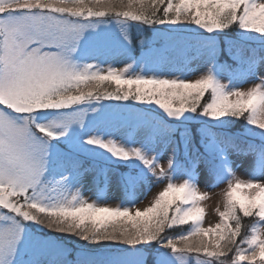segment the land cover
<instances>
[{
	"label": "snow or ice",
	"instance_id": "1",
	"mask_svg": "<svg viewBox=\"0 0 264 264\" xmlns=\"http://www.w3.org/2000/svg\"><path fill=\"white\" fill-rule=\"evenodd\" d=\"M130 100L146 107L101 103ZM88 173L128 199L89 202ZM65 236L104 247L69 261ZM149 257L264 264V0H0V264Z\"/></svg>",
	"mask_w": 264,
	"mask_h": 264
},
{
	"label": "rangeland",
	"instance_id": "2",
	"mask_svg": "<svg viewBox=\"0 0 264 264\" xmlns=\"http://www.w3.org/2000/svg\"><path fill=\"white\" fill-rule=\"evenodd\" d=\"M131 34L133 38L135 39L136 37L135 28H132ZM143 35L145 37H148V32H145ZM112 63L115 64L117 67L124 66L120 59H116L112 61ZM105 67H107V65H105ZM200 67L201 65L198 61L191 62L188 65L187 72H186L188 79L197 78L199 75V72L197 71V69H199ZM224 82L227 83L226 80ZM242 87L248 88L250 87V85L243 84ZM169 154H170V150H169ZM166 159H167V156H165L164 160L162 161L165 163V167H167ZM232 159L235 161L237 165H239V167L237 168V175H239L242 179H248V176L246 175V172H245V167H246L245 158L233 155ZM98 186H99V182H94L92 180V173L86 174L81 181V189H82V194L84 198L87 199L89 202L95 201V202H98V203H101V204H104L110 207H118L122 204V202L128 199L123 189L118 187L115 184H110L108 188L107 196L99 197L98 191H97ZM162 187H163V184H158L157 181L154 179L145 181L143 185H139L135 192V196L133 197V198L138 197L139 202L136 203L134 207H139L141 209L146 207L149 204V202L158 194V192L162 189ZM149 188L151 189L150 191H148ZM225 188H226V184L218 188H215V189H208L209 198L203 202V206L206 209L204 227H208L210 224L214 225L215 223L218 222V214L216 212V209L219 208V210L222 211L224 208L223 192ZM200 190L205 191V184H204L203 178H201L200 180ZM64 240L67 242L66 246L71 251V248L69 246L70 244L68 243L66 238H64ZM71 257L72 256H70L69 254L68 255L69 261H71ZM149 264H152L151 257H149Z\"/></svg>",
	"mask_w": 264,
	"mask_h": 264
},
{
	"label": "trees",
	"instance_id": "3",
	"mask_svg": "<svg viewBox=\"0 0 264 264\" xmlns=\"http://www.w3.org/2000/svg\"><path fill=\"white\" fill-rule=\"evenodd\" d=\"M190 27H196L195 25H191ZM104 104H124V103H129V104H134L136 105V107H146L145 105H139L137 104L135 101H103ZM148 107H156L155 105L152 106H148ZM157 111H159V109L157 108ZM232 130H236L235 128H233ZM245 223H248V220L245 219ZM177 231H179V229H177ZM64 238H66V240L68 241V243L74 248V249H80V246L83 245L89 249H100L103 248L104 245L103 244H88L85 241H80L78 240L77 237L75 236H65ZM72 243V244H71Z\"/></svg>",
	"mask_w": 264,
	"mask_h": 264
}]
</instances>
